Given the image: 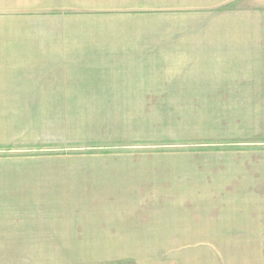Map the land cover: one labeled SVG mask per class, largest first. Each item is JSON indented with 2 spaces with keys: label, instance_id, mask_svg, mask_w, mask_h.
I'll use <instances>...</instances> for the list:
<instances>
[{
  "label": "crops",
  "instance_id": "0c3cea01",
  "mask_svg": "<svg viewBox=\"0 0 264 264\" xmlns=\"http://www.w3.org/2000/svg\"><path fill=\"white\" fill-rule=\"evenodd\" d=\"M223 3L0 0V102L235 101L236 85L220 75L234 36L212 29L211 8ZM35 166L0 172V246L183 245L154 242L170 230L149 225L156 194L140 178L145 161L60 156Z\"/></svg>",
  "mask_w": 264,
  "mask_h": 264
},
{
  "label": "rangeland",
  "instance_id": "374dc122",
  "mask_svg": "<svg viewBox=\"0 0 264 264\" xmlns=\"http://www.w3.org/2000/svg\"><path fill=\"white\" fill-rule=\"evenodd\" d=\"M222 1L212 29L234 36L220 75L235 101L0 102V172L60 156L145 161L149 225L170 230L154 242L183 245L0 246V264H264V0Z\"/></svg>",
  "mask_w": 264,
  "mask_h": 264
}]
</instances>
